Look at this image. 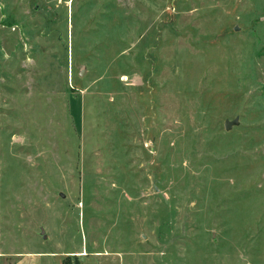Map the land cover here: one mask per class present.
Wrapping results in <instances>:
<instances>
[{"label": "rangeland", "instance_id": "obj_1", "mask_svg": "<svg viewBox=\"0 0 264 264\" xmlns=\"http://www.w3.org/2000/svg\"><path fill=\"white\" fill-rule=\"evenodd\" d=\"M34 254L264 264V0H0V264Z\"/></svg>", "mask_w": 264, "mask_h": 264}, {"label": "crops", "instance_id": "obj_2", "mask_svg": "<svg viewBox=\"0 0 264 264\" xmlns=\"http://www.w3.org/2000/svg\"><path fill=\"white\" fill-rule=\"evenodd\" d=\"M48 256H43V254H34V255H26L20 257L13 264H43V259Z\"/></svg>", "mask_w": 264, "mask_h": 264}, {"label": "water", "instance_id": "obj_3", "mask_svg": "<svg viewBox=\"0 0 264 264\" xmlns=\"http://www.w3.org/2000/svg\"><path fill=\"white\" fill-rule=\"evenodd\" d=\"M238 123H239V121L237 118L232 120V121L226 120L224 122V129L226 131H229L233 126L238 125ZM39 231H40V235H41L42 239L47 240V236L45 234L43 227H39Z\"/></svg>", "mask_w": 264, "mask_h": 264}]
</instances>
